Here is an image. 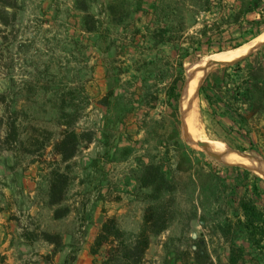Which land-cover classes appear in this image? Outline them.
<instances>
[{"label":"rangeland","instance_id":"obj_1","mask_svg":"<svg viewBox=\"0 0 264 264\" xmlns=\"http://www.w3.org/2000/svg\"><path fill=\"white\" fill-rule=\"evenodd\" d=\"M219 1L208 10L205 0H0V264H77L80 256L99 264L108 249L93 257L88 242L108 216L126 231L141 230L147 202L135 179L139 165L162 156L177 132L183 143L205 149L182 133L184 114L179 103L177 110L169 104L168 88L183 68L187 77L194 64L264 33V0ZM169 25L175 42L155 46L153 32ZM217 68L199 88L195 130L264 161L243 140L208 129L203 86L214 84ZM156 92L160 99L148 101L146 93ZM66 130L80 135L68 161L56 150ZM55 167L70 184L64 200L51 205ZM206 211L200 206L189 236L180 223L152 236L143 264H228L223 241L187 240L206 233L200 220ZM45 233L62 236L64 247L54 256L48 257L55 246Z\"/></svg>","mask_w":264,"mask_h":264},{"label":"trees","instance_id":"obj_2","mask_svg":"<svg viewBox=\"0 0 264 264\" xmlns=\"http://www.w3.org/2000/svg\"><path fill=\"white\" fill-rule=\"evenodd\" d=\"M205 2L210 10L211 0ZM219 4H223V0ZM141 10L145 14L148 12ZM173 32L172 25L156 29L152 36L155 46L175 42ZM201 33L207 37L209 25ZM222 50V47L217 49ZM215 51L207 49L209 53ZM255 55L259 56L257 63L253 61ZM150 63L154 61L146 62ZM180 66L183 68V61ZM217 70L219 74L214 84L203 86L209 102L208 129L212 126L218 133L219 128L229 138L241 139L251 150L264 153V45ZM181 72L167 92L168 102L175 110L180 100L178 86L186 79L184 68ZM210 75L211 72L207 78ZM146 98L156 102L160 95L146 93ZM100 102L108 104V101ZM79 144L80 135L66 130L56 150L68 161L76 155ZM236 148L246 151L242 145ZM50 175V204L56 205L65 198L70 176L58 167L53 168ZM135 179L147 202L142 228L138 233L126 231L115 216H108L91 247L93 255H98L104 247L108 249L101 264H143L152 236L162 234L176 223L182 224V234L189 236V225L197 218L200 206L207 210L200 218L208 224L205 225L206 233L201 237H188L189 242L209 245L221 240L229 246L228 264H264V178L253 170L227 164L204 150L183 143L177 132L162 156H152L139 165ZM186 204H191L189 211ZM209 212L212 218L206 216ZM44 236L55 246L48 257L63 249L60 234L45 233ZM75 260L76 256L72 257V261Z\"/></svg>","mask_w":264,"mask_h":264},{"label":"bare ground","instance_id":"obj_3","mask_svg":"<svg viewBox=\"0 0 264 264\" xmlns=\"http://www.w3.org/2000/svg\"><path fill=\"white\" fill-rule=\"evenodd\" d=\"M262 42H264V33L261 36L259 35V37L251 43H247L246 45L240 46L238 48L236 47L228 51L215 53L208 57L206 60L194 64V66L188 71L189 81L183 93L181 110L184 114L183 133L187 137L188 141L199 143V145L216 155L225 163H228L230 165L247 166L264 177L263 160L247 155L243 152L228 150L222 143L210 141L205 137L203 138L201 134L194 128V126H196L194 124L196 123H194V121V124L192 123V117L195 113L194 105L197 104L199 100V88L201 87L207 73L215 68L211 65V62L215 61L223 63L225 65L229 63L232 64L233 62L256 50Z\"/></svg>","mask_w":264,"mask_h":264},{"label":"water","instance_id":"obj_4","mask_svg":"<svg viewBox=\"0 0 264 264\" xmlns=\"http://www.w3.org/2000/svg\"><path fill=\"white\" fill-rule=\"evenodd\" d=\"M263 45H264V43H263L261 46H263ZM261 46H259L258 48H260ZM258 48H257V49H258ZM257 49H256V50H257ZM256 50L252 51L251 53L255 52ZM251 53H249L248 55H250ZM248 55H246V56H248ZM246 56H244V57H246ZM244 57H243V58H244ZM241 59H242V58H241ZM239 60H240V59H239ZM237 61H238V60H237ZM229 64H230V63H229ZM211 65L214 66V67L216 68V67H222V66H224L225 64L213 61V62H211ZM188 81H189V76L187 75V77H186V81H185V84H184V87H183L182 92H181V95H180V100H179L180 109H181V104H182L181 101H182L183 93H184V91H185V89H186V86H187V84H188ZM183 129H184V124H183V116H182V133H183ZM194 145H196V144H194Z\"/></svg>","mask_w":264,"mask_h":264},{"label":"crops","instance_id":"obj_5","mask_svg":"<svg viewBox=\"0 0 264 264\" xmlns=\"http://www.w3.org/2000/svg\"><path fill=\"white\" fill-rule=\"evenodd\" d=\"M105 221V220H104ZM103 221V222H104ZM103 222L98 226V227H96L95 228V231H94V234L92 235V237H90V241L88 242V250L91 252V247H92V244L94 243V241H95V239H96V237H97V234H98V232H99V229H100V226L103 224ZM151 246V245H150ZM149 250V249H148ZM87 253H88V251L86 250V255H87ZM92 254V253H91ZM92 256L93 257H97V255H93L92 254ZM102 263V261L99 263V264H101ZM77 264H85V262H84V260H83V258H81V256H80V258H78V261H77Z\"/></svg>","mask_w":264,"mask_h":264}]
</instances>
